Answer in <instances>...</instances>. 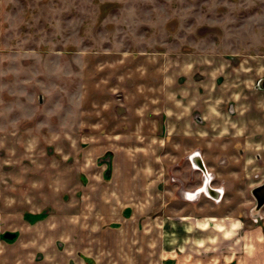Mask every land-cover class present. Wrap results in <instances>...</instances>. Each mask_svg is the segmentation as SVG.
<instances>
[{
    "label": "rangeland",
    "instance_id": "obj_1",
    "mask_svg": "<svg viewBox=\"0 0 264 264\" xmlns=\"http://www.w3.org/2000/svg\"><path fill=\"white\" fill-rule=\"evenodd\" d=\"M261 116L264 0H0V264H134L89 215L124 150L158 156L165 263L240 264L245 226L264 264Z\"/></svg>",
    "mask_w": 264,
    "mask_h": 264
},
{
    "label": "crops",
    "instance_id": "obj_2",
    "mask_svg": "<svg viewBox=\"0 0 264 264\" xmlns=\"http://www.w3.org/2000/svg\"><path fill=\"white\" fill-rule=\"evenodd\" d=\"M263 120V116L256 119L252 118L246 121V124H248L249 129L256 128V130L264 131ZM124 153V155H120L121 157H119V162L125 165L124 169L119 171V168L113 166L115 168L113 169V173L119 179L116 183L119 189L114 194L118 197H124L122 198L123 204L120 201L123 207L114 208V205H118L119 200L114 201L116 204H113L106 200L101 201L94 198L95 200H91L93 203L89 207L95 208H93L89 215L107 220L106 224L111 226L109 227V232L123 234L124 237L126 235L128 237H126L127 240L130 239L131 234L133 235L134 264H167L165 263L166 253L164 252L166 250L164 248L166 218L165 206H163V203L167 202V198L166 195H159L158 193L159 179L163 173L159 172L160 169L157 166L151 165L152 161H157L158 156L156 154L152 156L149 153V158L147 159L143 154L142 156L139 154L133 155L134 153L128 154V150H124ZM235 168H231V172L239 175V171ZM122 179L123 182L121 183ZM237 195V193L232 194V197L237 198ZM111 203L113 205L112 208ZM188 205L189 203L185 202V208ZM116 219L120 223L118 228H114L111 225ZM128 221L133 226L126 224ZM191 229L192 227L188 231ZM238 233L241 234V241L245 243H241V247L236 249L233 256L239 259L240 264H263L262 260L259 263L255 261L256 248L253 245L255 233L245 226L241 227V232L233 231L232 235ZM122 243H124V238L122 239ZM260 247L258 246V249Z\"/></svg>",
    "mask_w": 264,
    "mask_h": 264
},
{
    "label": "water",
    "instance_id": "obj_3",
    "mask_svg": "<svg viewBox=\"0 0 264 264\" xmlns=\"http://www.w3.org/2000/svg\"><path fill=\"white\" fill-rule=\"evenodd\" d=\"M197 154H194L192 156L193 162H194L195 165L198 166L199 170L203 171L206 174L207 173V169L205 167V164L203 163V161L200 159V157ZM194 158H195V160H194ZM200 191H203L207 195H209L211 197H215V198L218 197L221 194V189L213 188L207 182L204 183V185L201 187ZM262 199H264V192H263ZM10 236H11L10 234H6V237H10Z\"/></svg>",
    "mask_w": 264,
    "mask_h": 264
},
{
    "label": "flooded vegetation",
    "instance_id": "obj_4",
    "mask_svg": "<svg viewBox=\"0 0 264 264\" xmlns=\"http://www.w3.org/2000/svg\"><path fill=\"white\" fill-rule=\"evenodd\" d=\"M262 155H259V156H256V160L257 161H261L262 160ZM208 166V165H207ZM200 171V170H199ZM200 173V175H202V171H200L199 172ZM204 177H202V176H200V177H198L197 178V180L196 179H194L193 180V182H197V184H199L198 186H203V184H204V179H203ZM205 178H206V176H205ZM208 178V177H207ZM214 180V179H213ZM212 180V181H213ZM212 181H211V184H212ZM263 192H264V182L260 185V186H258L257 188H255V189H253V195L255 196V198H256V201H257V204L259 205V206H261L262 207V205L264 204V199H262V197H263Z\"/></svg>",
    "mask_w": 264,
    "mask_h": 264
}]
</instances>
